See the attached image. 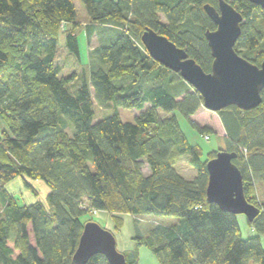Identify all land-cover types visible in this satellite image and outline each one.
<instances>
[{
    "label": "trees",
    "instance_id": "1",
    "mask_svg": "<svg viewBox=\"0 0 264 264\" xmlns=\"http://www.w3.org/2000/svg\"><path fill=\"white\" fill-rule=\"evenodd\" d=\"M81 1L90 18L88 43L94 36L99 43L88 51L89 73L75 84L76 76L64 75L58 60L61 33L68 53L81 59L74 1L0 0V264H78L73 255L91 210L110 213L116 229L123 214L174 217L170 225L147 235L138 229L134 236L160 264H264V202L261 207L253 183L264 184V90L252 110L231 105L218 112L245 196L261 208L247 221L256 233L244 237L238 215L207 197L206 163L220 149L203 159L175 113L188 117L200 133L209 132L192 120L203 105L200 92L155 60L141 40L151 27L210 72L205 32L216 24L204 5L217 0ZM233 4L244 16L235 49L260 65L264 9L250 0ZM92 88L102 105L142 112L134 121L118 112L94 121ZM160 110L171 115L163 117ZM177 155H189L194 178L178 172ZM19 176L35 194L29 180L43 179L47 203H20L5 187ZM124 254L127 264H139L136 251ZM86 264L109 262L96 254Z\"/></svg>",
    "mask_w": 264,
    "mask_h": 264
},
{
    "label": "water",
    "instance_id": "2",
    "mask_svg": "<svg viewBox=\"0 0 264 264\" xmlns=\"http://www.w3.org/2000/svg\"><path fill=\"white\" fill-rule=\"evenodd\" d=\"M250 1L264 9V0ZM204 9L216 24L215 29L205 32L213 56L210 72L189 57L184 48L151 27H146L141 35L144 46L155 60L179 73L200 92L205 108L219 112L231 105L242 110L258 107L264 90V59L257 65L235 49L242 33V12L227 0H219V8L207 3ZM235 157V152L220 149L207 161V197L223 211L244 214L253 221L261 208L247 200L242 172L233 162ZM96 254L104 255L109 264H127L125 254L117 249L114 233L89 220L84 224L73 259L86 264Z\"/></svg>",
    "mask_w": 264,
    "mask_h": 264
},
{
    "label": "rangeland",
    "instance_id": "3",
    "mask_svg": "<svg viewBox=\"0 0 264 264\" xmlns=\"http://www.w3.org/2000/svg\"><path fill=\"white\" fill-rule=\"evenodd\" d=\"M77 10V19L80 22L76 32L78 35V41L80 46L81 59L78 60L74 56L68 53L65 47V36L63 33L60 34L59 46H58V60L62 64V73L64 75H74L75 84L81 81L80 76L82 74L89 73V55L88 51L98 45L99 38L94 36L88 43L87 34L88 30L86 24L90 22V18L85 10V7L81 0H73ZM160 19L163 22L167 21L165 14L159 12ZM244 21V20H243ZM264 29V20H263ZM98 35V32L96 33ZM92 95L95 103V118L94 121H99L109 115L118 112L123 120L134 121L136 116H138L142 110L135 108H125V107H114L102 105L95 97L94 89L92 88ZM149 106V104L147 105ZM179 123L183 132L186 134L190 143L198 145L201 147L203 152V159L206 158L207 154L214 150L226 149L227 142L225 139L226 131L224 125L221 121L218 112L209 110L203 105L198 109V111L192 115V120H194L199 126H208L210 131L206 134L209 135L207 138L205 135L200 133L197 126L186 116L181 114L179 111H175ZM160 115L167 117L171 113H165L160 110ZM4 129V123L0 119V136ZM73 133V129H72ZM175 165L179 173H181L185 178L192 179L196 176L197 171L195 167L190 163L189 155H177L175 157ZM146 173L149 172L148 167L144 168ZM31 184L37 189V194L34 193L32 188L24 182L23 177H16L15 179L7 182L5 184L6 189L13 193L22 204L32 203L37 199H40L47 203V194L49 192V187L43 179H30ZM254 187L256 192V199L261 205L264 202V184L260 181H254ZM87 204V203H86ZM123 225L120 229L115 228V220L113 216L105 211L91 210L87 212L83 219H92L99 223L102 227L111 230L117 240V249L123 253H129L136 251L138 254L139 264H160L157 256L154 252L145 245H137L134 236L137 234L139 229L144 235H147L151 230L158 225H170L174 217L166 215L157 216H133L131 214L122 215ZM238 221L241 227V232L244 237L253 235L256 232L248 224V219L246 215L239 214ZM264 242V239H263Z\"/></svg>",
    "mask_w": 264,
    "mask_h": 264
},
{
    "label": "flooded vegetation",
    "instance_id": "4",
    "mask_svg": "<svg viewBox=\"0 0 264 264\" xmlns=\"http://www.w3.org/2000/svg\"><path fill=\"white\" fill-rule=\"evenodd\" d=\"M227 1H229V2H231L232 4H233V1L234 0H227ZM234 5V4H233ZM216 8H219V0H217V4L216 5H214Z\"/></svg>",
    "mask_w": 264,
    "mask_h": 264
},
{
    "label": "built area",
    "instance_id": "5",
    "mask_svg": "<svg viewBox=\"0 0 264 264\" xmlns=\"http://www.w3.org/2000/svg\"><path fill=\"white\" fill-rule=\"evenodd\" d=\"M205 136H206L207 138H209V135L206 134Z\"/></svg>",
    "mask_w": 264,
    "mask_h": 264
}]
</instances>
